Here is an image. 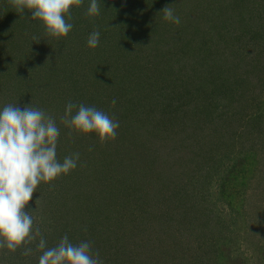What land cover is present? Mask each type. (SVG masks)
I'll return each mask as SVG.
<instances>
[{
    "label": "trees",
    "instance_id": "trees-1",
    "mask_svg": "<svg viewBox=\"0 0 264 264\" xmlns=\"http://www.w3.org/2000/svg\"><path fill=\"white\" fill-rule=\"evenodd\" d=\"M98 4L95 17L86 15L90 0L73 7V28L57 40L31 11L17 13L0 0V49L10 68L34 45L53 47L59 56L52 59L60 61L55 72L67 97L51 107H61L54 116L58 142L70 131L61 123L69 101L94 106L120 125L117 138L104 144L95 133L70 134L78 153H85V139L91 142L77 167L59 177V189L41 183L33 193L25 211L34 228L48 248L65 234L74 244L90 242L103 264H191L213 249L215 264H244L242 255L231 256V240L246 223L247 191L262 163L254 131L263 133L264 144V101L248 104V97H255L257 84L264 87V0ZM166 6L179 25L163 19ZM94 30L101 35L92 49L87 40ZM181 176L192 182L189 190ZM213 195L230 206V220H217L221 213L206 206ZM166 200L168 208L154 214L153 202ZM137 204L148 205L137 213ZM39 239L26 246L29 256L24 247L5 249L8 256L0 249V264H38ZM188 248L197 259L184 256Z\"/></svg>",
    "mask_w": 264,
    "mask_h": 264
},
{
    "label": "clouds",
    "instance_id": "clouds-1",
    "mask_svg": "<svg viewBox=\"0 0 264 264\" xmlns=\"http://www.w3.org/2000/svg\"><path fill=\"white\" fill-rule=\"evenodd\" d=\"M17 13L31 11V19L43 23L48 37L60 40L73 28L71 10L80 7L83 0H8ZM163 19L179 25L180 17L166 6ZM100 14L98 0H90L86 15ZM67 17V19H66ZM100 32L90 33L87 46L95 49L100 43ZM33 41L39 42L37 37ZM116 103L115 99L112 101ZM76 109L75 114L73 110ZM61 123L71 132L95 133L101 144L117 138L119 121L94 106L77 105L69 101L61 117ZM60 129L53 116L30 104L21 109L17 104H7L0 109V249L15 253L24 247L22 255L33 250L27 245L36 241L41 251L38 264H103L99 252H93L92 244L82 241L72 243L65 234L54 247L48 248L40 228H34V217L26 206L41 182L50 183L67 175L77 167L80 154L57 159V143ZM91 150V149H90Z\"/></svg>",
    "mask_w": 264,
    "mask_h": 264
},
{
    "label": "rangeland",
    "instance_id": "rangeland-1",
    "mask_svg": "<svg viewBox=\"0 0 264 264\" xmlns=\"http://www.w3.org/2000/svg\"><path fill=\"white\" fill-rule=\"evenodd\" d=\"M59 50V49H58ZM53 47H32V49L26 50V57H23V60H19L18 58L15 59L16 61L12 62L13 65L10 66L9 61L7 59V56L2 54V51L0 49V109H2L7 104H17L21 109L24 107V103L30 101L33 104L32 107L39 108L41 110H44L47 114L51 116H56L57 119V113L61 110V107L56 108L58 111L53 110L51 107H53L60 98L67 97L65 93L62 92L63 83L60 81L58 74L55 72L57 71L60 61H57L55 63V60L58 59L57 55L54 52ZM62 51V50H61ZM60 51V52H61ZM52 56L56 57L55 60L52 59ZM55 63L56 65H54ZM55 68L54 72L52 70ZM10 71V72H9ZM55 73V74H54ZM44 78V79H43ZM38 86V89H36ZM257 89V90H256ZM256 91L255 97H252L253 99L249 98L248 104L260 102L261 100L264 101V87L262 89H259L258 84L256 85ZM62 92V94L60 93ZM259 91V93H258ZM62 96V97H61ZM40 102L39 100H42ZM52 104V105H51ZM26 105V104H25ZM52 110V111H50ZM64 125V124H63ZM65 126V125H64ZM66 127V126H65ZM68 128V127H67ZM260 130H256V137L254 141L255 149L257 153H259V157L261 158V164L259 165V174H255V177L251 181V185L247 191V205L244 206V213L246 214V223L243 226V228H240L238 230V227L236 229L235 234H233V240H231V256L236 257L237 254L242 255L244 258V264H264V144L262 141L263 133H259ZM72 134V132H71ZM75 134V132H74ZM70 131L66 132L65 139L58 142V146L56 149L57 152V159L60 161L71 154L68 152L77 153L78 147L77 144L74 145V140L71 139L74 146H71L69 143V137H70ZM254 136V135H253ZM234 143L236 145L240 146H248L251 144L250 142L245 144H239L237 139H234ZM91 141H87V139L82 142L81 148L88 149V144ZM77 143V142H76ZM59 148H62V155L60 154ZM72 148H75L74 150ZM239 148V147H237ZM83 150V149H82ZM233 150H236L233 147ZM83 152V151H82ZM80 155H84L79 153ZM86 156V155H85ZM86 159V158H85ZM226 160V159H225ZM224 160V161H225ZM227 162V160L225 161ZM60 178L58 177L56 180L50 182L49 184H54L55 189H59L60 184ZM180 182L184 186L188 188V190L191 188L192 182L188 181V178L180 177ZM44 189L46 188V184L44 182H41ZM45 184V185H43ZM214 189V188H212ZM211 189V191H213ZM37 191L38 188H37ZM48 199V198H47ZM139 202H142L139 200ZM146 203V202H145ZM154 205L152 207V211H154V214L156 212H161V210H166L168 207L169 200L164 201H154ZM136 205V204H135ZM135 205H133V208H135ZM139 204H137V213L141 212L140 209H146L148 204H141L142 206L138 207ZM208 207H213L215 209V213L219 212L221 215H216L217 220L223 219L224 220H230L231 215L233 211H231L230 206L227 205L226 202H224L221 199H217V196L213 195L210 197V202L206 204ZM180 208V205L175 206V209L178 210ZM172 210V209H171ZM225 210V211H223ZM170 211V209H169ZM168 211V212H169ZM244 214V215H245ZM153 213L151 212V217L153 218ZM219 216V218H218ZM37 218V217H36ZM243 219V218H242ZM145 221L141 222L142 224ZM139 223V222H137ZM233 233V232H232ZM210 238V236H208ZM209 244L214 243V239H209ZM198 242L199 241H194ZM194 246V245H193ZM189 251L184 253V256H190L191 259H197V255L194 254V250L191 248H188ZM176 252L181 253V251L177 250ZM183 252V251H182ZM3 253H5V256H8L7 251L3 249ZM7 253V254H6ZM161 255L162 253H155V255ZM164 254V253H163ZM162 254V255H163ZM156 255V256H157ZM183 255V254H182ZM216 251L213 249L211 252H209L208 255L201 256L200 259H197L192 262L191 264H215L217 263L216 259ZM159 263V262H157ZM171 263V262H170ZM182 264H189L187 261H183Z\"/></svg>",
    "mask_w": 264,
    "mask_h": 264
}]
</instances>
